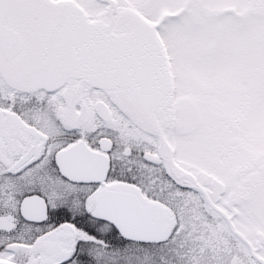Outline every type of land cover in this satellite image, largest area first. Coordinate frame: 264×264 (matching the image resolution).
<instances>
[{"label": "snow or ice", "instance_id": "snow-or-ice-1", "mask_svg": "<svg viewBox=\"0 0 264 264\" xmlns=\"http://www.w3.org/2000/svg\"><path fill=\"white\" fill-rule=\"evenodd\" d=\"M0 264H264V0H0Z\"/></svg>", "mask_w": 264, "mask_h": 264}]
</instances>
